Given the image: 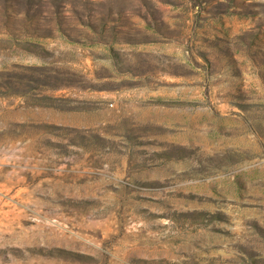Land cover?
Wrapping results in <instances>:
<instances>
[{
  "label": "rangeland",
  "instance_id": "obj_1",
  "mask_svg": "<svg viewBox=\"0 0 264 264\" xmlns=\"http://www.w3.org/2000/svg\"><path fill=\"white\" fill-rule=\"evenodd\" d=\"M0 264H264V0H0Z\"/></svg>",
  "mask_w": 264,
  "mask_h": 264
}]
</instances>
